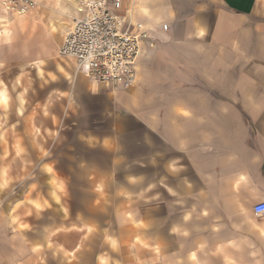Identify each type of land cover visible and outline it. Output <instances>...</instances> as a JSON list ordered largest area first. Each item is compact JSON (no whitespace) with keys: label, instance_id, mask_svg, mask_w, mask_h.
<instances>
[{"label":"crops","instance_id":"obj_1","mask_svg":"<svg viewBox=\"0 0 264 264\" xmlns=\"http://www.w3.org/2000/svg\"><path fill=\"white\" fill-rule=\"evenodd\" d=\"M121 1L143 31L130 87L60 55L80 0H40L0 31L15 107L0 112V156L4 136L50 143L27 157L87 146L73 230L16 229L0 194V264H264V0Z\"/></svg>","mask_w":264,"mask_h":264},{"label":"rangeland","instance_id":"obj_2","mask_svg":"<svg viewBox=\"0 0 264 264\" xmlns=\"http://www.w3.org/2000/svg\"><path fill=\"white\" fill-rule=\"evenodd\" d=\"M8 1L0 0V31L7 27L16 13V11L12 12ZM28 144L40 155L46 153L50 146L48 142L11 143L4 136L2 156H0V187H3V182H6L7 187H3L0 194L3 198L4 213L8 214L10 217L8 219L12 221V223L7 221V224H13L16 229L23 230L33 229L35 226L36 231L47 230L50 236L53 230L59 228V224L62 227L65 223L66 227L63 226V229L73 230L76 196L82 199L86 195L85 191L75 189L76 182L80 180L78 176L82 159L75 154L85 152L87 146L79 142L51 143L52 157L44 159L40 155L27 157ZM49 168L53 169V173H48ZM28 175H31V180L36 181L35 185L29 190L24 186L14 189L15 185ZM60 187L63 191H60ZM35 195L36 200H33ZM29 201H32V204L40 202L41 209H34ZM48 204H52V207L48 208ZM48 242L52 246L53 238L49 237ZM71 247L67 245L65 250L67 254L70 253ZM71 256L73 257V253Z\"/></svg>","mask_w":264,"mask_h":264},{"label":"built area","instance_id":"obj_3","mask_svg":"<svg viewBox=\"0 0 264 264\" xmlns=\"http://www.w3.org/2000/svg\"><path fill=\"white\" fill-rule=\"evenodd\" d=\"M40 0H9L11 10L25 13ZM84 13L75 18L60 47V55L74 57L77 69L105 82L130 87L136 82L135 63L141 52L142 29H133L121 13V0H80ZM253 210L264 214V200Z\"/></svg>","mask_w":264,"mask_h":264},{"label":"snow or ice","instance_id":"obj_4","mask_svg":"<svg viewBox=\"0 0 264 264\" xmlns=\"http://www.w3.org/2000/svg\"><path fill=\"white\" fill-rule=\"evenodd\" d=\"M59 71L62 72L63 69H60ZM58 74L59 73L57 72L56 69H55V72L46 70V71H43V72L40 73V79L41 80H45V82H48V81L55 82V81H57ZM0 86H2V90H0V98L4 99V103L0 104V112L7 113L10 110H14L15 109V107L13 106V99H14L13 92H14V90H11L12 86L7 83L6 79H0ZM25 91H27V90H25ZM15 99L19 100V104L18 105L20 107H23L27 103V101L24 100L22 95L21 96H16ZM19 114L21 116H23L25 113L24 112H20ZM44 115H48V113L45 112ZM47 171L50 174L53 173V169L52 168L47 169ZM4 187H7L6 183L4 184ZM60 191H63L62 187H60ZM33 200H36V195H35V198H33ZM29 204H31L34 209H37V210L41 209V203L40 202L32 204V201H29ZM47 207L51 208L52 204H48ZM113 246L115 247V242L114 241H113Z\"/></svg>","mask_w":264,"mask_h":264},{"label":"clouds","instance_id":"obj_5","mask_svg":"<svg viewBox=\"0 0 264 264\" xmlns=\"http://www.w3.org/2000/svg\"><path fill=\"white\" fill-rule=\"evenodd\" d=\"M4 103V99L0 98V104Z\"/></svg>","mask_w":264,"mask_h":264}]
</instances>
